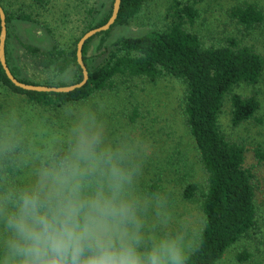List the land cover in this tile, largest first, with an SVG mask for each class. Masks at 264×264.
<instances>
[{"label": "clouds", "instance_id": "clouds-1", "mask_svg": "<svg viewBox=\"0 0 264 264\" xmlns=\"http://www.w3.org/2000/svg\"><path fill=\"white\" fill-rule=\"evenodd\" d=\"M145 141L65 100L55 127L0 108V264H189L170 192L143 186Z\"/></svg>", "mask_w": 264, "mask_h": 264}, {"label": "rangeland", "instance_id": "rangeland-1", "mask_svg": "<svg viewBox=\"0 0 264 264\" xmlns=\"http://www.w3.org/2000/svg\"><path fill=\"white\" fill-rule=\"evenodd\" d=\"M8 1V0H4ZM173 0H150L134 17L118 23L109 34L95 35L88 43V61L96 65L106 55V48L120 36L139 35L148 30L164 28L171 19ZM254 2L264 11V0H204L198 4L199 17L187 27L198 33L205 45L222 44L230 36L253 45L264 56V21L252 30H245L230 15V8ZM22 2V3H21ZM114 0H22L13 9L31 12V19L13 17L6 23L5 54L19 77L52 83H76V66L64 71L63 57L46 52L55 46L66 51L76 48L88 26L99 22L110 10ZM55 51V48L53 49ZM50 57L51 59H49ZM71 82V83H70ZM245 94L256 93L261 106L256 117L238 126L230 121L227 105L220 115V126L231 140L243 142L247 151L246 165L258 177L257 222L250 232L232 244L217 264H264V169L253 154L254 147L264 148V77L256 86L236 88ZM183 86L171 76L157 80H132L116 89L103 90L89 97L103 103L110 130L130 131L140 136L148 148L143 186L160 181L171 194L176 214L182 219L193 246L199 239L205 216L196 201L182 197V187L191 180H204L199 151L185 121ZM63 106H45L30 102L27 96L10 90L0 81V108H16L29 120L45 119L56 126ZM248 253L244 259L239 258Z\"/></svg>", "mask_w": 264, "mask_h": 264}, {"label": "trees", "instance_id": "trees-1", "mask_svg": "<svg viewBox=\"0 0 264 264\" xmlns=\"http://www.w3.org/2000/svg\"><path fill=\"white\" fill-rule=\"evenodd\" d=\"M20 1L0 0L7 24L13 17L32 18L31 12L13 9L12 4ZM148 1L121 0L115 22L109 29L97 34H109L114 25L136 16ZM202 1L173 0L171 19L164 28L118 37L106 48L105 57L96 65L88 61V43L95 35L91 36L83 46L88 79L73 90L56 92L22 88L8 77L1 61L0 81L10 90L26 95L30 102L63 106L65 100L89 98L132 80L154 81L164 76L177 79L183 86L184 118L195 139L200 164L205 173L203 181H188L181 190L182 197L196 201L205 216L189 264H217L225 251L255 226L259 181L253 168L246 165V145L226 136L220 126V115L229 105L230 121L235 127L256 117L261 106L257 94H245L236 88L243 85L256 86L263 80L264 56L253 45L242 43L236 36L228 37L225 43L219 45H205L200 35L187 27V23L193 24L199 17L198 4ZM112 10L113 5L99 22L88 26V29L106 23ZM230 15L245 30H252L264 21V11L254 2L232 6ZM54 48L46 54L63 57L61 71L71 64L75 65V82L81 81L83 69L77 60V46L68 51L59 46ZM7 63L21 81L57 86L69 84L23 79L8 59ZM253 154L264 169V148L261 145L254 147ZM159 186L162 183L157 180L150 185V191ZM247 256L248 253L243 252L239 258Z\"/></svg>", "mask_w": 264, "mask_h": 264}, {"label": "water", "instance_id": "water-1", "mask_svg": "<svg viewBox=\"0 0 264 264\" xmlns=\"http://www.w3.org/2000/svg\"><path fill=\"white\" fill-rule=\"evenodd\" d=\"M121 0H114L113 3V10L111 16L109 17L108 21L100 26L93 27L89 29L84 35L80 38L77 44V60L83 69V79L79 82L67 84V85H45V84H32L21 81L18 79L11 71L5 54V41H6V15L3 6L0 4V16H1V33H0V61L2 66L4 67L8 77L12 80L13 83L16 85L25 88V89H32V90H39V91H70L77 87L82 86L88 79V69L83 60V46L85 42L91 37L96 35L101 31H105L111 27V25L115 22L119 8H120Z\"/></svg>", "mask_w": 264, "mask_h": 264}]
</instances>
